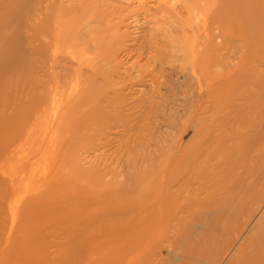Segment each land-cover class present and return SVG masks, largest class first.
<instances>
[{
	"label": "rangeland",
	"instance_id": "1",
	"mask_svg": "<svg viewBox=\"0 0 264 264\" xmlns=\"http://www.w3.org/2000/svg\"><path fill=\"white\" fill-rule=\"evenodd\" d=\"M181 2L0 0V264H230L263 237L264 0Z\"/></svg>",
	"mask_w": 264,
	"mask_h": 264
},
{
	"label": "bare ground",
	"instance_id": "2",
	"mask_svg": "<svg viewBox=\"0 0 264 264\" xmlns=\"http://www.w3.org/2000/svg\"><path fill=\"white\" fill-rule=\"evenodd\" d=\"M182 2H181V7H182V9H183V11L185 10L187 13H189L190 14V11H189V9L191 10V7H193V5H194V3H195V1H197V0H181ZM195 6V5H194ZM225 8V7H224ZM165 10L167 9V5H165V8H164ZM177 10H179V8L178 7H175V8H173L172 9V11H171V9H169L168 8V11H170V12H172L170 15L171 16H177V15H175V14H180V13H176L177 12ZM231 12H233V11H231ZM231 12H230V14H231ZM233 15H236V14H233ZM236 17V16H235ZM231 18V17H230ZM236 18H238V17H236ZM205 19L206 18H204V21H205ZM245 48H246V46H245V44L243 45ZM226 50H227V48L225 47V46H223L222 44H216L214 47H212V51L214 52H217L218 53V55L216 56V62L218 63V64H220V63H222V61L224 60V58H225V55H227V54H225V52H226ZM245 57V56H244ZM205 58V57H204ZM246 58H244V60H245ZM53 64V63H52ZM198 67V68H197ZM138 68V67H137ZM206 73H207V70L206 69H202V68H200L199 67V65L198 64H196V65H194L193 66V75H195V77H197L198 79L199 78H201V77H203V76H206ZM198 74V75H197ZM197 75V76H196ZM231 79V78H230ZM263 95H264V87H263V89H261L260 90V92H259V97H263ZM261 116H262V114H261ZM260 116V117H261ZM253 129V128H252ZM264 129V128H263ZM178 177H176V179L173 181V183L172 184H175V185H177V184H179L180 182H183L181 185L182 186H189L190 185V183H191V178L189 177V178H185V177H183V176H181V178H180V175L178 174L177 175ZM185 178V179H184ZM171 182H172V180L171 181H169L167 184H166V186H162V188H161V193H162V195H163V197H164V195L166 194V193H168V192H170V186H171ZM174 185V186H175ZM181 188V187H180ZM179 188V189H180ZM188 188V187H187ZM192 211V210H191ZM262 226H263V232H264V222H263V224H262ZM247 249H245L244 251H243V253L241 252V256L240 257H238L236 260H233L232 262H230V264H264V235H263V237L258 241V243H254V246L252 245L251 246V248H249V251H246ZM247 253H246V252ZM197 256H199V255H197ZM200 257V256H199Z\"/></svg>",
	"mask_w": 264,
	"mask_h": 264
}]
</instances>
